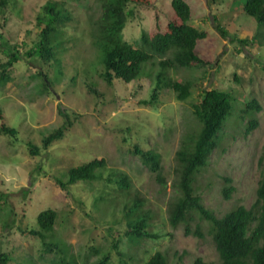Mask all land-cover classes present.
Listing matches in <instances>:
<instances>
[{
  "label": "rangeland",
  "instance_id": "374dc122",
  "mask_svg": "<svg viewBox=\"0 0 264 264\" xmlns=\"http://www.w3.org/2000/svg\"><path fill=\"white\" fill-rule=\"evenodd\" d=\"M48 1L8 0L2 6L0 0V76L1 64L15 48L21 55L8 69L10 80L0 82V128L5 123L17 130L15 136L0 132V252L10 256L9 264H55L67 254L94 263L104 253L111 255L112 264H145L156 251L163 252L169 264H193L197 257L220 264L208 220L196 213L191 234L186 233V224L173 227L169 221V204L179 195L176 153L201 129L195 104L203 91L231 92L236 98L234 113L209 164L197 175L196 193L219 218L239 205L250 208L256 202L264 169V29L243 13L236 0H186L192 8L191 23L209 32L197 51L211 64L169 71L174 79L193 82L186 101L164 88L158 101L147 105L142 101L151 99L158 66L154 74L131 82L117 78L110 84L102 76L104 65L94 36L102 0H65L72 20L62 27L60 64L28 54L39 41L43 26L39 16L45 14ZM149 1L128 5L134 14L123 34L134 46L144 31L165 29L173 14L172 0ZM217 23L228 36L221 34ZM234 36L249 42L243 44ZM252 99L260 102L262 110L256 113L259 126L246 134L251 117L241 122L239 114ZM60 109L67 110L72 125L62 139L45 149L44 138L67 123ZM32 145L39 146L37 155ZM136 145L161 154L167 186L134 152ZM102 158L106 164L98 170L97 180L80 181L68 189L59 184L57 179L66 181L71 167ZM113 170L130 176L129 194L109 181ZM226 177L235 189L231 199L222 193ZM137 195L146 200L144 208L155 213L149 229L162 237L140 243L126 236L124 204ZM49 208L57 211V219L48 240L57 246L46 251L43 240L28 231L38 227L39 213ZM197 224L203 236L194 234Z\"/></svg>",
  "mask_w": 264,
  "mask_h": 264
},
{
  "label": "trees",
  "instance_id": "16d2710c",
  "mask_svg": "<svg viewBox=\"0 0 264 264\" xmlns=\"http://www.w3.org/2000/svg\"><path fill=\"white\" fill-rule=\"evenodd\" d=\"M7 1L1 0V5L5 6ZM236 1L242 5L243 13L254 17L259 26L264 29V0ZM130 2L150 3L149 0H102L103 12L95 22L97 27L94 34L95 45L99 48L100 59L104 65L102 76L110 84L117 78L131 82L145 74H154L155 67L158 66L155 72L156 86L151 99L143 100L142 103L155 104L159 99L160 91L164 88L173 90L179 101H186L192 95L193 82L174 79L169 71L211 64L197 51L198 43L206 39L209 32L191 23L192 8L186 0H172L173 14L166 28L160 27L151 34L144 31L139 45L134 46L125 40L123 34L129 18L134 14L128 9ZM44 11L45 14L39 16L40 26L43 25L39 41L29 50L28 54L39 56L46 61L55 60L57 64H60L57 54L61 42H64L62 27L72 20V13L66 8L65 0H49ZM217 29L225 37L229 35L220 23H217ZM259 34L253 37L256 39ZM233 39H238L243 44L249 42L248 39L236 38V36ZM20 59V51L15 48L10 59L1 64L3 67L0 76L1 83L10 80L8 69ZM45 78L49 83L47 86H50L48 75H45ZM90 90L96 93V90L91 87ZM235 101L236 98L231 92L212 88L204 90L201 101L195 104V115L201 124V129L196 134H192L176 153L179 174L175 180V186H177L179 195L169 204V221L173 227H178L182 223L186 224V233L191 234L190 222L198 213L211 224V232L221 259L220 264H264V169L257 188V200L250 208L239 205L219 218L205 206L202 197L196 193L197 175L209 164L210 156L219 146L225 123L234 113ZM261 110L262 105L256 99L247 102L241 110L239 114L241 122L247 116L251 117L245 125L246 134L252 133L259 126L256 113ZM60 112L66 117L67 123L44 138L43 147L45 149L49 148L54 141L62 139L66 135L68 126L72 125L67 110L60 109ZM2 117H4L3 114ZM0 132L11 136L17 134L14 127L5 123L1 125ZM39 151V146L32 145L34 155H37ZM134 152L140 154L142 161L151 171L156 172L158 181L167 186V180L162 173L161 154L154 150L145 151L139 145L135 146ZM105 164L106 160L103 158L94 159L71 167L67 172L66 181L60 178L57 180L63 189H68L80 181L92 182L101 177L98 170ZM108 179L117 183L118 190L129 194L132 187L129 175L113 170ZM226 182L222 193L226 199H231L235 189L229 184L230 177H226ZM145 204L146 200L138 195L135 200H127L124 204V214L129 227L126 236L140 243L147 238L162 237L158 232L149 229L155 213L152 209H145ZM56 219L57 211L52 208L46 209L38 215V227L28 231L29 234L39 236L43 240L46 251L57 246L56 243L48 240L49 235L54 233ZM194 234L203 236L200 224H197ZM116 239L115 247L118 248L120 239ZM96 252H99V249ZM120 254L123 257L126 255L122 252ZM9 261L10 256L0 252V264H9ZM55 264H112V261L109 253H104L102 258L94 263L80 262L75 256L68 257L67 254ZM145 264H169V261L163 252L156 251ZM193 264L211 263L202 257H197Z\"/></svg>",
  "mask_w": 264,
  "mask_h": 264
}]
</instances>
